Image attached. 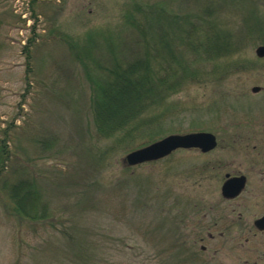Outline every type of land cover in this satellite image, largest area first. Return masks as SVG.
Segmentation results:
<instances>
[{
  "label": "rangeland",
  "instance_id": "1",
  "mask_svg": "<svg viewBox=\"0 0 264 264\" xmlns=\"http://www.w3.org/2000/svg\"><path fill=\"white\" fill-rule=\"evenodd\" d=\"M201 28L228 47L202 51ZM258 46L264 0H0L2 175L34 178L48 210L46 220L16 215L0 183V264H264V233L253 227L264 213ZM167 53L180 65L160 60ZM115 57L185 74L161 118L127 144L99 136L93 117L99 67ZM199 131L215 135L213 151L123 163L148 143ZM227 173L248 178L230 200L220 191ZM230 221L231 240L218 238Z\"/></svg>",
  "mask_w": 264,
  "mask_h": 264
},
{
  "label": "trees",
  "instance_id": "2",
  "mask_svg": "<svg viewBox=\"0 0 264 264\" xmlns=\"http://www.w3.org/2000/svg\"><path fill=\"white\" fill-rule=\"evenodd\" d=\"M148 15L150 14L146 13L143 17L144 21L141 25L144 27L150 26ZM197 33L202 51L211 52L214 47H228V40L216 30L211 33L201 28ZM162 56L163 59L160 60L166 61L167 64L180 65L173 59L169 63L167 59L169 53ZM115 58V64L112 63L111 67H99L103 78L100 82L97 81V88L92 97L93 117L99 136L117 137L119 141H127L125 142L127 144L134 141L137 133L140 135L147 131L161 118L162 106L168 97L180 91L181 83L185 81V74L175 69L166 72L163 77L158 73L161 67L151 64L153 62L151 57L135 61L122 59L120 62L117 57ZM117 138L116 142L119 143ZM4 148L5 144H2L0 183L7 199L4 204L11 206L16 215L22 218L46 220L48 210L45 202L41 200V187L37 181L24 172L23 175L15 176L11 182L3 177L5 162L9 160ZM28 206L32 208L28 209Z\"/></svg>",
  "mask_w": 264,
  "mask_h": 264
},
{
  "label": "water",
  "instance_id": "3",
  "mask_svg": "<svg viewBox=\"0 0 264 264\" xmlns=\"http://www.w3.org/2000/svg\"><path fill=\"white\" fill-rule=\"evenodd\" d=\"M258 58H264V46H258L255 50ZM260 87H253L252 93H258ZM217 147V139L210 132H189L184 134H170L148 145L130 151L123 158L126 166L134 167L144 163L164 159L177 150H198L201 153H208ZM246 186L245 176L229 177L221 185V196L225 199L237 197ZM258 231H264V215L253 222Z\"/></svg>",
  "mask_w": 264,
  "mask_h": 264
},
{
  "label": "flooded vegetation",
  "instance_id": "4",
  "mask_svg": "<svg viewBox=\"0 0 264 264\" xmlns=\"http://www.w3.org/2000/svg\"><path fill=\"white\" fill-rule=\"evenodd\" d=\"M218 145V144H217ZM195 151H198V150H195ZM206 154V153H205ZM226 175H229V177H234V176H242L243 174H238V175H230V174H225V179H226ZM243 176H245L246 177V185H247V181H248V178H247V176L246 175H243ZM225 179H224V181H225ZM223 181V182H224ZM223 184V183H222ZM246 187V186H245ZM245 189V188H244ZM244 191V190H243ZM242 191V192H243ZM242 192L237 196V197H239L241 194H242ZM237 197H235V198H237ZM225 199V198H224ZM234 199V198H233ZM226 200H230V199H226ZM263 215H264V213H263ZM262 216V215H261ZM260 216V217H261ZM259 218V217H258ZM258 218H256V219H258ZM256 219H254L253 220V222L256 220ZM233 225H234V221H230V222H228L227 224H226V226L223 228V229H221V231H219L218 232V238H221V239H225L226 238V240L227 241H229V240H231V236H232V231H233ZM253 227H254V225H253ZM254 229L256 230V231H258L255 227H254ZM249 231H250V229H248ZM258 232H260V233H264V231H258ZM208 238L210 239V240H214V235H208ZM247 239L248 238H246V241H247ZM196 240V239H195ZM198 240H200V241H202L203 239H202V237L201 236H199L198 237ZM215 246H216V248L213 250V256H215L217 253H218V243H216L215 244ZM200 250L201 251H203V252H205V250H206V248H205V246H201L200 247ZM208 262V261H207ZM174 264H176V263H174ZM178 264H185V261H184V259H181V260H179V262H178Z\"/></svg>",
  "mask_w": 264,
  "mask_h": 264
}]
</instances>
